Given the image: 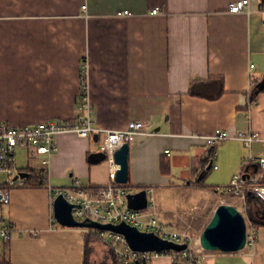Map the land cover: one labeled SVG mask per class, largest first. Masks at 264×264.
Masks as SVG:
<instances>
[{"label": "crops", "instance_id": "0c3cea01", "mask_svg": "<svg viewBox=\"0 0 264 264\" xmlns=\"http://www.w3.org/2000/svg\"><path fill=\"white\" fill-rule=\"evenodd\" d=\"M233 1L0 0V119L25 126L80 118L82 67L88 64L97 127L144 124L130 145L128 183L140 191L154 187L160 221L182 227L184 218L171 199L163 203L161 192L169 198L180 193L190 210L199 209L211 198L203 194L217 195L215 187L229 184L244 160L264 154V2L250 0L245 11L231 14ZM124 10L132 15H117ZM198 81L202 95H193L190 86ZM216 128L232 138L217 146L212 161L205 136ZM238 134L258 139L248 147ZM99 138L60 135L48 164L36 154L18 166L23 185L10 190L0 209L17 231L10 243L0 240V256L12 264H84L87 230L61 226L46 186L25 183L34 172L55 188L75 179L88 187L110 183L117 165L97 162ZM245 204L247 214L264 220L263 200L250 195ZM152 264H264V225L252 248L210 251L201 263L161 256Z\"/></svg>", "mask_w": 264, "mask_h": 264}, {"label": "built area", "instance_id": "2783aa9c", "mask_svg": "<svg viewBox=\"0 0 264 264\" xmlns=\"http://www.w3.org/2000/svg\"><path fill=\"white\" fill-rule=\"evenodd\" d=\"M250 0H237L228 5V13L236 14L245 11ZM85 8V7H84ZM153 15L159 14V9L152 10ZM118 16L132 15L128 10L120 11ZM253 67V65L251 66ZM89 66L82 67L80 93L78 97L79 108L82 112L78 119L46 120L25 126H12L0 119V172L8 177L7 183L0 185V205L8 201L10 190L23 181L17 179L19 167L17 164V152L19 149H32L38 155H45L42 163L48 164L49 157L58 151L57 138L63 134H73L79 138H87L91 134L100 136L97 145L100 151L107 153L108 160L114 163V152L124 143L132 144L138 134L142 133L144 124L140 121H132L126 129H100L97 127L94 117L95 108L90 97ZM232 138L229 132L222 128H216L205 136L206 143L212 148L209 158L215 161L216 148L221 142ZM236 139H241L250 147L258 137L255 134H238ZM170 155V151L166 150ZM217 168V166H214ZM46 188L52 194V200L64 194L66 199L75 205L73 215L78 221L93 220L102 224H119L125 222L143 232H151L162 239L178 243L188 244L190 257L197 258L196 263L204 261L209 253L200 246L194 248L192 236L185 231L174 229L163 224L156 211V199L154 187H146L148 205L145 209L134 210L128 205V196L139 190H135L129 183L120 184L115 181L114 172L110 183L98 187H88L75 179L68 187ZM216 193L226 195L246 202L253 195L264 201V154L249 156L242 162L239 172L231 178L229 184L215 188ZM79 206V207H77ZM87 232L97 233L106 245L111 248L121 264H152L157 258L166 256L176 262V251H134L128 245L125 237L111 231L86 229ZM17 231L15 225L0 214V240L10 243L13 233ZM257 241V227L252 223L247 224V244L252 248ZM245 247V248H246ZM183 257H189L187 253Z\"/></svg>", "mask_w": 264, "mask_h": 264}, {"label": "water", "instance_id": "95a60500", "mask_svg": "<svg viewBox=\"0 0 264 264\" xmlns=\"http://www.w3.org/2000/svg\"><path fill=\"white\" fill-rule=\"evenodd\" d=\"M129 151L130 144L124 143L114 152L113 159L117 165L115 181L120 184L129 182ZM128 205L134 210L145 209L148 205L146 191L142 190L130 194L128 196ZM74 207L75 205L70 203L64 194H60L55 198L53 213L56 221L61 226L111 231L121 234L134 251L182 252L188 248L186 243L178 244L162 239L154 233L140 231L125 222L102 224L89 219L78 221L73 215ZM199 242L201 248L209 252L236 253L244 250L247 244V223L244 215L234 205H219L201 233Z\"/></svg>", "mask_w": 264, "mask_h": 264}, {"label": "rangeland", "instance_id": "374dc122", "mask_svg": "<svg viewBox=\"0 0 264 264\" xmlns=\"http://www.w3.org/2000/svg\"><path fill=\"white\" fill-rule=\"evenodd\" d=\"M36 156H37L36 153L33 152L32 149H30V154H29V149H26V148L19 149V151L17 152V164H19L18 166L20 167H25L30 161L33 162ZM7 180H8L7 175L5 173L0 172V185L7 183ZM220 193L217 195H215L214 192L213 193L208 192V193L203 194L204 197H211V198L207 199L208 201L205 202V205H199L198 206L199 209H196V210L194 209L190 210L192 205L187 207L186 204L188 203L184 202L182 197L181 199L180 197H178L180 193H178V195H174L173 197L169 198V196H171L170 194H167L166 192H161L159 196L161 195V199L164 198L162 201L163 203L166 202V206L169 205V201L171 199L172 205H173V207H171L172 210L175 211L176 213L181 214L185 221V224H183L182 227H178L177 230L188 232L193 238L194 248H197L200 246L199 238H200L201 233L205 229L206 225L212 218L215 209L219 205L231 204V205L236 206L241 211V213L244 215L246 223L249 221L248 214H247V208L245 209L246 204L243 201L232 199L226 195H221ZM182 195L183 194H181V196ZM214 195L216 197H214ZM157 196L158 195H156V197ZM166 197H168V199L165 200ZM192 198H194L195 202L197 201V197L195 196H190L189 200H191ZM159 203L161 204V202L157 200L158 210H160ZM1 212L2 211H0V214ZM172 222H174V220ZM98 239L99 240H96L94 242L95 250L93 254H95L97 258H101L106 253V251L109 250V247L100 237H98Z\"/></svg>", "mask_w": 264, "mask_h": 264}, {"label": "trees", "instance_id": "16d2710c", "mask_svg": "<svg viewBox=\"0 0 264 264\" xmlns=\"http://www.w3.org/2000/svg\"><path fill=\"white\" fill-rule=\"evenodd\" d=\"M198 82H193L190 86V93H192L193 95H202L201 89H199V86L202 85V82H199V83ZM99 154L101 155V158L97 162H103L105 160H108L107 153L101 151ZM88 162L90 164H95V162L92 160L90 156H88ZM166 168H167L166 165L162 164V170L164 173L168 172ZM30 179L33 180L34 182L29 181ZM30 179L25 183L26 186H37V187L44 186L45 187L47 185L45 176H42L38 172H34ZM0 209H2V205H0ZM248 217H249L250 222H252L254 226L260 227L264 225V220L257 218L252 212L248 213ZM96 240H99L97 233L87 232L86 237H85L86 252H85L84 264H121L117 260L116 254L111 248H109V250L107 251V254L104 256L103 259H99V258L93 259L91 256L94 253V248L91 246V243L95 242ZM184 253H187L189 257H183L182 254ZM174 254L179 255L176 257L177 263H196L197 262V258L190 257L191 252L189 251V249L184 250L182 252H175ZM0 264H12V263L10 259L7 258L6 256H0Z\"/></svg>", "mask_w": 264, "mask_h": 264}]
</instances>
